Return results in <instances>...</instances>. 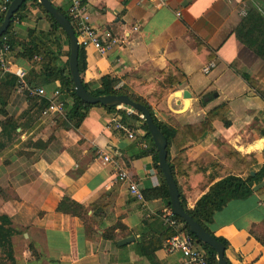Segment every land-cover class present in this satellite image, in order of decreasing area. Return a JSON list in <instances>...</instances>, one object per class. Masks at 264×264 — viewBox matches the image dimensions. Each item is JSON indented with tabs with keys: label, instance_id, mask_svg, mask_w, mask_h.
I'll use <instances>...</instances> for the list:
<instances>
[{
	"label": "crops",
	"instance_id": "0c3cea01",
	"mask_svg": "<svg viewBox=\"0 0 264 264\" xmlns=\"http://www.w3.org/2000/svg\"><path fill=\"white\" fill-rule=\"evenodd\" d=\"M49 1L62 11L69 2ZM83 2L101 43L110 44L102 54L83 49L80 78L90 90L108 76L114 88L145 100L165 126L193 124L211 108L227 106V126L215 119L197 142L181 148L170 143L168 158L186 208L219 179L213 163L220 156L234 151L255 159L236 175L246 180L250 171L259 174L249 180L251 193L229 199L206 226L226 241L228 264H264V102L239 75L246 73L264 90V61L234 33L251 8L264 15V0H169L164 6L150 0ZM19 16L4 56L7 69H0V215L14 230L12 262L3 258L0 264H152L141 249L155 264H186L179 252L162 249L169 230L160 214L168 207L163 196L152 194L162 179L141 120L134 111L125 114L126 106H90L77 128L41 116L43 98L27 89L41 87L48 95L60 84L42 83V55L27 59L21 52L28 31L46 32L49 24L32 1ZM59 37L56 64L63 66L68 48ZM40 39L55 50L50 37ZM210 60L214 67L201 74L199 67ZM17 68L25 71L24 87L16 83ZM169 68L182 77L168 82ZM205 94L210 98L201 100ZM63 98L65 105L73 103L69 93ZM113 119L126 122L133 137L115 129ZM119 171L126 179H117ZM128 183L142 201L130 194ZM62 197L81 204L82 217L57 211Z\"/></svg>",
	"mask_w": 264,
	"mask_h": 264
},
{
	"label": "trees",
	"instance_id": "16d2710c",
	"mask_svg": "<svg viewBox=\"0 0 264 264\" xmlns=\"http://www.w3.org/2000/svg\"><path fill=\"white\" fill-rule=\"evenodd\" d=\"M27 1H32V3L38 8V10L43 14L45 19L49 24V29L46 32H35V31H28V42L27 46L23 48L21 55L26 57L27 59L33 58V56L42 55L46 59V63L43 66V77L44 80L42 81L43 84L57 80L60 84V88L68 92L71 97L73 98V103L71 105H65V112L63 115H57L56 120L65 127V128H77L78 125L81 123L85 116V112L88 107L99 105V104H86L80 101L73 92L72 82L69 77V72L67 69V59L63 66H58L56 64V60L60 54V35L64 37L67 48H68V41L65 33L60 28L58 23L48 15L43 8L38 4L36 0H25L23 1L18 9L14 12L11 16L7 29L1 35V37H6L8 44L10 46L11 43V34L14 27V20L20 18V12L24 9L25 3ZM60 10V9H59ZM65 17L67 18L66 12L60 10ZM3 14H0V21L2 20ZM235 36L237 39L244 44L247 48L251 49L256 55L261 57L264 61V15L260 14L257 10L251 8L244 19L242 20L241 24L235 29L234 31ZM0 37V41H1ZM52 39V42L55 45V50H51L44 41L40 38ZM66 56H68V49L66 52ZM83 49L78 47L77 52V69L79 75H81L82 70L84 68V58H83ZM240 77L253 89L254 93L263 100L264 102V90L261 88L260 84L252 77L248 76L246 73H239ZM168 82L172 83L178 81L182 75L177 71H172L170 68L168 69ZM83 87L88 91L91 95H103V94H125L131 100L143 104L149 111L153 122L158 127V129L163 134L164 138L166 139V162L170 168L172 173V177L174 179L172 164L168 158V146L170 143H173L177 148H181L188 143H195L197 142L201 136L211 130V122L215 119L220 120L223 125L227 126L229 122L223 116L224 111L226 110L227 106L225 104H219L210 110H208L204 116L198 122L193 124H185L180 125L177 122H171V126H165L163 123L159 122L152 113L150 106L140 97L128 94L125 90L114 88V79H110L108 76H102L100 78V85L90 90L87 85L81 80ZM210 98V94H205L201 100L204 98ZM1 103V99H0ZM101 106V105H99ZM107 110L118 109L121 106H102ZM129 108V107H127ZM134 111V110H132ZM135 112V111H134ZM136 116L140 115L138 112H135ZM123 116V113H121ZM141 126L145 132V135L151 140L148 131L144 125L143 120L141 119ZM264 137V131L261 132ZM264 152V148H263ZM154 166L158 173L161 175L160 170L156 163V150L154 147V154H153ZM255 159L251 155L239 156L237 152H227L225 155L220 156L214 163L213 168L215 169V176L219 179L213 183H211L207 190L201 194L194 202L192 208H186L185 202L181 196L180 189L177 186L175 179L174 182L176 184L178 190V197L180 204L184 211L196 222L198 223L205 231H207L210 235L213 234L209 231L206 224L209 223L212 219V214L215 210L221 208L222 205L225 204L229 199L234 198H243L251 193V187L249 185V180L252 177H248L246 180L241 178H236L237 174H242L243 171L251 165ZM254 178V177H253ZM162 187L160 190H153L152 194L160 195L164 197L166 205L169 210V201L168 195L166 190V185L163 181L162 175ZM260 188H264L260 187ZM259 188V189H260ZM257 189V190H259ZM148 196V195H147ZM57 211L71 213L73 215L82 217V213L84 212V208L81 204L70 200L67 197H62L56 206ZM176 219L182 222L178 217L174 215ZM8 219L0 215V253L4 257V259L9 260L12 262L11 256V243L10 237L13 234L14 230L9 226ZM181 230L191 238H194L196 242L205 250L206 253V260L208 264H216L215 261V253L214 251L206 244L200 242L195 238V236L190 232L188 227L182 222ZM171 232L168 231V235ZM166 236V237H167ZM216 240L221 242L224 246L226 245V241L221 237H215ZM140 254H144L149 262L155 264L152 256L148 252H144L142 249L139 250ZM225 259V258H224ZM226 261V260H225ZM226 264L227 261H226Z\"/></svg>",
	"mask_w": 264,
	"mask_h": 264
},
{
	"label": "built area",
	"instance_id": "2783aa9c",
	"mask_svg": "<svg viewBox=\"0 0 264 264\" xmlns=\"http://www.w3.org/2000/svg\"><path fill=\"white\" fill-rule=\"evenodd\" d=\"M153 1L157 6H164L169 0H150ZM10 0H0V14L4 13ZM66 15L71 25L78 47L86 49L87 47H92L98 53L102 54L107 49H109L110 44L101 43V39L97 33V30L93 27L90 22L89 14L84 4L83 0H69L68 6L66 8ZM176 16H179V12H175ZM16 23V20H14ZM135 29V28H134ZM1 37V36H0ZM10 50L6 37H1L0 41V69L6 70L7 64L5 61V54ZM214 67V62L212 60L207 61L199 67V72L206 75ZM14 75L16 78V83L20 87H24L25 71L21 68L14 70ZM28 94L32 96H37L39 99L43 98L44 105L40 110L41 116H57L63 115L65 112V100L63 98L64 94H67L65 90L61 88H55L46 95L44 90L39 87L36 89H27ZM124 112L127 115L134 114L130 108L124 107ZM141 120V116L138 115ZM113 126L115 129L119 130L126 136V138L133 137V130L125 122L117 121L113 119ZM140 127V126H139ZM138 128V127H137ZM103 161H109L107 156H103ZM118 180L126 179V173L124 171H119L116 174ZM128 191L130 194L138 201H142V195L135 187L134 184L128 183ZM161 225L166 227L171 234L168 235L162 243V249L167 253L179 252L182 258H184L186 264H208L206 258L205 250L196 242L194 238L186 235L182 230V222L176 219L169 209H164L160 214Z\"/></svg>",
	"mask_w": 264,
	"mask_h": 264
},
{
	"label": "water",
	"instance_id": "95a60500",
	"mask_svg": "<svg viewBox=\"0 0 264 264\" xmlns=\"http://www.w3.org/2000/svg\"><path fill=\"white\" fill-rule=\"evenodd\" d=\"M25 0H10L6 10L4 11L2 20L0 21V36L7 29L11 16L18 9L20 4ZM43 10L50 15L60 26L67 37L68 41V56H67V69L69 77L72 82L73 92L76 97L86 104H99L101 106H126L130 109L138 112L144 122L146 130L148 131L151 141L156 150V163L162 175L163 181L166 185L169 206L173 215L178 217L195 236L197 240L208 245L215 253L216 264H226L223 256L224 245L216 240L214 236L205 231L198 223H196L182 208L178 190L172 173L166 162V139L161 131L155 125L148 109L141 103L131 100L125 94H103V95H91L83 87L80 75L77 69V52L78 45L71 25L65 15L49 0H36ZM179 94V92H176ZM181 96L183 98H189L187 91H182ZM186 104V103H185ZM249 176L257 178L258 173L250 171ZM125 242V240H123Z\"/></svg>",
	"mask_w": 264,
	"mask_h": 264
},
{
	"label": "rangeland",
	"instance_id": "374dc122",
	"mask_svg": "<svg viewBox=\"0 0 264 264\" xmlns=\"http://www.w3.org/2000/svg\"><path fill=\"white\" fill-rule=\"evenodd\" d=\"M132 110V109H131ZM248 176V174L246 173V177ZM251 179H253V178H251ZM3 256L1 255V253H0V263H1V261L3 260Z\"/></svg>",
	"mask_w": 264,
	"mask_h": 264
}]
</instances>
